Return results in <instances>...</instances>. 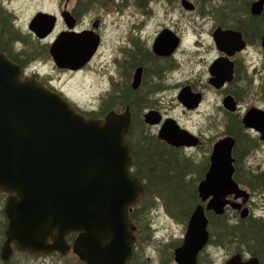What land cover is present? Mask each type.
<instances>
[{"label":"water","instance_id":"water-1","mask_svg":"<svg viewBox=\"0 0 264 264\" xmlns=\"http://www.w3.org/2000/svg\"><path fill=\"white\" fill-rule=\"evenodd\" d=\"M182 5L195 9L190 0H182ZM263 10L264 0L252 3L253 14ZM55 21V15L40 12L31 27L45 37ZM213 37L221 50L245 45L241 33L234 30L218 27ZM99 44L100 37L93 31H66L52 43L50 53L59 67L79 69L94 57ZM177 45L178 38L165 29L154 50L168 55ZM221 64L218 61L211 68L215 77L210 83L217 88L232 78V69ZM141 75L139 68L134 87L140 84ZM179 98L188 108H195L201 94L187 86ZM144 119L148 124L161 121L154 111L147 112ZM131 121L128 109L107 112L103 118L78 111L40 80L23 76L21 66L0 51V191L8 194L3 257L11 253L13 243L33 253L66 254L72 248L87 264H128L136 242L130 209L144 191L142 180L132 169L127 138ZM242 121L247 128L264 133V112H247ZM159 137L176 147L200 143L197 135L172 118L163 124ZM235 145L232 135L213 145L208 171L197 186L202 203L192 211L184 240L174 250V264H198L199 254L210 240L207 212L222 215L230 203L229 195L248 196L234 177ZM231 205L243 208L241 202ZM248 215L249 209L244 207L240 216ZM73 232L78 235L70 245L67 237ZM226 264H258V259L243 260L238 253Z\"/></svg>","mask_w":264,"mask_h":264},{"label":"rangeland","instance_id":"rangeland-1","mask_svg":"<svg viewBox=\"0 0 264 264\" xmlns=\"http://www.w3.org/2000/svg\"><path fill=\"white\" fill-rule=\"evenodd\" d=\"M190 1L196 5V10L185 9L181 0H98L94 5L97 11L95 14L92 12L90 18L97 16L105 21L104 42L99 53L80 74L73 77L66 74L58 76L64 85L73 87L69 95L78 102V105L97 108L101 104L105 90L110 87L108 79L115 70L112 61L115 57L116 45L121 40L125 41L132 26H128L131 19L136 27L142 28L141 31L136 30L135 34L138 38L141 37L140 43L144 49L152 48L153 41L163 26H169L175 22L181 24L183 43L177 55L179 65L175 71L167 73V79L159 75H150L148 81L153 84L151 86L158 85V80L164 81L167 85H164V90L156 91L150 87L148 94L151 100L154 98L156 100V97L162 98L161 108L166 110L165 113L173 116L182 128L200 137L202 144L191 149L172 150L160 142L159 127L143 125L138 116L132 122L130 137L134 138L143 133L152 136L147 143V147L152 151L151 157L159 156L169 159L172 163L171 167L175 168L171 174L176 175L178 171H181L185 164L184 158L188 159H186L187 167L183 171L184 178L178 190H172L173 183L169 185L171 189L164 188L162 191H160L161 186H155L152 193L141 197L135 208L138 213L136 222L139 230L137 258L134 264L175 263L174 250L182 244L189 221V217L184 215L186 210L182 211L181 207L189 209L192 206V190L194 188L197 190L199 182L204 179L208 171L210 155L216 141L226 135L236 137L237 145L233 152L236 158L235 179L243 189L249 186L246 182L257 185L258 182L252 180L251 175L256 174L258 169L264 168V142L252 128H247L242 123L241 118L246 112H218L215 104L219 103L220 95L208 82L210 76L208 67L217 55L212 33L218 24L225 23L224 5L227 4L225 0ZM12 5L21 10L19 21L22 26H25L37 9L55 12L62 6L59 0H14ZM121 13L125 15L119 23L118 18ZM127 18L129 19L127 24H122ZM43 42L40 43L43 44ZM138 60L141 59L136 56L135 62ZM260 81L264 84V71L257 76L255 85L260 84ZM186 83H191L206 93L205 101L198 110H185L177 98L178 92ZM235 151L238 156L235 155ZM249 167L252 173L248 171ZM132 169L136 168L132 166ZM199 202L202 203L201 200ZM203 204L205 205L204 202ZM193 205L196 206V204ZM257 205H260V200L255 198L251 207L257 217H260L264 212ZM229 210L226 219L220 221L216 218L212 223L210 218L208 228L214 240L211 239L201 251L198 264H225L226 260L238 251H245L251 256L259 251L261 245H264V222L260 220L251 223L241 222L240 215L235 216L233 209ZM227 226L230 231L225 233ZM66 260L69 261L68 264H74L73 262L79 264L73 256ZM64 263L65 261L58 262L51 258L36 262V264Z\"/></svg>","mask_w":264,"mask_h":264},{"label":"flooded vegetation","instance_id":"flooded-vegetation-1","mask_svg":"<svg viewBox=\"0 0 264 264\" xmlns=\"http://www.w3.org/2000/svg\"><path fill=\"white\" fill-rule=\"evenodd\" d=\"M59 1L62 6L58 11L54 12L41 8L37 9L29 18L25 26L20 24L19 17L21 10L19 11L12 5L14 0L0 1V51L6 53L10 59L21 66L22 75L35 77L50 89L60 93L65 99L70 101V103L78 111L84 113H95L99 115L96 116L99 118H103L106 115V113L102 114L101 112L115 111L122 113L128 109L132 115L131 126L132 122L138 116L143 122V125L159 127V131L167 119H175L173 116L165 113L166 110L161 108L162 98L156 97V100L155 98L154 100H151V96L148 94L150 87L154 88L153 91L158 89L164 90V85L166 86L167 84H164V81L158 80V85L151 86L153 84H150L148 78L150 75H159L164 77V79H167V73H171L177 69V66L179 65L177 55L183 43V35L180 31L181 24L179 22H175L169 26H163L155 37L152 48L149 47L148 49H144L140 43L141 37L138 38L135 34L136 30H142L141 26L136 27L133 19L129 21L127 18L125 23L123 22L122 24H127L129 21L128 26H132L128 35L125 37V41L121 40V42H123L116 45V53L112 61L115 65V70L108 79L110 87L105 90L101 104L97 108L87 107L86 105L80 106L77 104L78 102L73 100L71 95H69L70 89H73V87L64 85V83L61 82V78H58V76L66 74L73 77L74 75L80 74L90 65L94 57L79 69L61 68L54 62L50 53V47L62 32L68 31L81 33L85 31H93L100 37V44L95 53L96 55L99 53V50L104 42L103 26L105 21L97 16L90 18L91 13L93 12L95 14L97 11V8L94 5H96L98 0ZM254 1L255 0H225V4H227L224 5V9L226 11L224 17L226 21L224 24H218V26L214 29L215 31L218 27H221L225 30L240 32L242 41L245 43L244 47L237 49L236 47L234 48L233 46H228L227 49L221 50L217 46L213 37L214 31L212 33L217 55L213 58L208 67L210 75L208 82L211 88L220 95L219 103L215 104L218 112H264V84L260 81V84L255 85L257 76H260L262 71H264V10L260 14H253L251 12V7ZM194 10H196V5ZM40 12L50 13L56 16L55 25L52 31L45 37L38 34L31 27L33 19ZM124 15V13L120 14V18H118L119 23L123 20ZM120 25H118V27H120ZM165 29L170 30L173 36L178 38V45L170 54L160 55L154 50V44L158 36ZM41 41H44L43 44L40 43ZM44 52L47 55L43 54ZM136 56L141 60L135 62ZM161 61H165V63H160ZM218 61L222 63L221 66L225 65L226 69H232V78L226 80L220 88H217L210 83V80L215 77L211 68ZM139 68L142 69L140 84L138 87H134L135 75ZM187 86H190L194 93L201 94L199 105L195 108H188L179 98L181 91ZM101 93H103V91ZM177 98L185 110L194 111L198 110V108L202 106L206 98V93L197 86L191 83H186L178 92ZM151 111L159 113L161 118L159 123L148 124L145 122L144 115ZM243 117L241 118V121ZM252 130H254L261 141L264 142V133H261L253 128ZM140 137L141 136L139 134V136H135L134 138L132 137V142L129 141L132 151L135 148V142L139 140ZM158 138L160 139V142L165 144L168 148L176 150L191 149L189 146L176 147L170 145L159 137V133ZM199 144H202L201 140ZM248 171L252 173L251 167L248 168ZM255 173L256 174L253 173L254 175H251V179L257 181V185L246 182L249 185L246 186L248 187L247 189L245 188L248 192V196L235 198L234 195H229L227 198L230 200V203L226 206L224 214L217 215L214 211H209L213 214V218L214 216H217L218 219H226L228 217L227 213L230 211L229 209H233L235 216L236 214L240 215L242 209L247 207L249 209V215L246 218H241L240 216L241 222L251 223L255 220L264 222V214L257 217L253 207H251V203L256 198V200H260V205H257V207L259 206L260 210L264 212V168L258 169ZM7 198L8 194L4 191H0V264H36V262L39 263L47 258L55 259L58 262L65 261L64 264H68L69 261L66 259L72 256L79 264H87L74 252L72 248L69 249L66 254H63L61 251L33 253L30 251L20 250L13 243L10 244L11 253L6 258L3 257L4 247L7 240L6 231L8 227V218L6 214ZM233 202L243 203V208H233L231 205ZM135 214L137 216L138 213L135 208L132 207L130 209V217L136 227L134 231L136 242L134 244L133 257L128 261V264H134V260L137 258V232L139 230V226L136 222V218L134 219L133 217ZM77 235V232H73L68 235L67 238L70 245H73ZM211 239L214 240L210 234V240ZM238 253L241 254L243 260L255 257L258 259V264H264V245H261L259 251L251 256H249L245 251H238L235 254ZM235 254L230 256L226 260L225 264ZM73 263L76 264L75 262Z\"/></svg>","mask_w":264,"mask_h":264},{"label":"trees","instance_id":"trees-1","mask_svg":"<svg viewBox=\"0 0 264 264\" xmlns=\"http://www.w3.org/2000/svg\"><path fill=\"white\" fill-rule=\"evenodd\" d=\"M85 114L95 116V117L99 116L98 114H95V113H85ZM130 135H131V133H129V135H128V140L130 142H132L133 138L130 137ZM140 136L141 137L139 138V140H137L135 142V148L133 149L132 154H133V160H134L133 166L136 168L135 170H133V173L142 180L143 185H144V191H143L142 197H143V195L149 194L152 191L153 187H155V186L156 187L161 186L162 189H160V191H162L164 188H170L171 189V187L169 185H171L173 183L174 187H172V190L173 189L178 190L181 187L180 183L184 178L183 171L187 167V161H186L187 158H184L185 164L181 169L182 172L178 171L176 175H174V173L171 174V172L175 168L171 167L172 163H171V161H169V159H167L166 157H165V159H163L162 157H159V156L158 157H151L152 151H150L149 150L150 148L147 147V143L149 140L152 139V136L148 135L147 133H143ZM170 149H172V148H170ZM172 150H176V149H172ZM235 155L238 156L236 151H235ZM157 184H160V185H157ZM165 186H169V187H165ZM191 190H192V188H191ZM176 192H178V191H176ZM191 199H192V204H191L192 206L189 209H186L185 207H181L182 211L186 210L184 212V215H186L189 218H190L192 211L195 207L193 204L200 203L199 202L200 199H199L198 192H197L196 188H194L192 190ZM137 205H135L134 208H137ZM208 215H210L209 218H211L212 223H213L214 219L217 218V216H214V218H213L212 217L213 214H211L210 212H208ZM133 217L135 219L136 214H135V216L133 215ZM219 220L221 221V219H219ZM228 230L230 231L229 226H227L225 228V233ZM218 235H219V233H218ZM221 236H223V235H221ZM222 238H224V237H222Z\"/></svg>","mask_w":264,"mask_h":264}]
</instances>
